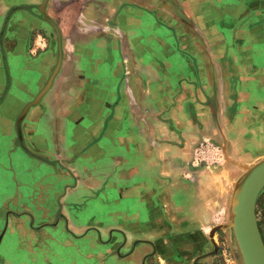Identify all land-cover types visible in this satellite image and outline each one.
<instances>
[{"label":"crops","instance_id":"obj_1","mask_svg":"<svg viewBox=\"0 0 264 264\" xmlns=\"http://www.w3.org/2000/svg\"><path fill=\"white\" fill-rule=\"evenodd\" d=\"M6 1L0 0V17L4 16ZM188 1V8L180 0L175 4L180 10L171 12L167 7L175 16L167 22L163 20L167 0H159L158 4L165 3L154 4L157 21L153 26L148 14L139 9L135 19L110 9L105 16L120 17L118 24L111 26H69L65 32L71 44L65 50L68 42L62 40L60 69L40 103L26 113L21 140L16 138L14 120L19 111L10 115L16 103L9 101L14 93L13 75L21 73L20 65L28 63L18 59L15 65L19 67L12 73L0 40V78L6 81L0 93V129L4 130L0 137L6 138L8 147L7 151L0 149V162H4L3 171L9 173L12 187L4 200L5 208L11 211L6 217L0 216V233L4 230L1 243L5 237L18 242L41 240L38 249L49 248L53 255V243L62 250L84 240L90 226L84 228V234L77 231L81 224L94 222H77L78 216L88 204L97 203L100 209H110L105 215L111 217V223L119 213L124 219L123 232L114 229L104 245L107 252L130 250V255L128 252L121 259L123 264H188L186 253L181 254L182 242L177 241L198 239L200 225L229 223V213L237 205L233 196L229 200L216 195L215 203L205 197L206 187H213L198 182L197 170L187 184L180 178L193 149L205 139L229 145L240 139L250 148L263 142L264 95L258 91V77L264 70V41L260 39L264 19L259 20L264 14V0H206L208 3L198 8ZM83 3L85 0H78L72 6L82 7ZM12 4L7 6L0 38L12 31L11 25L20 26L18 12L36 16L32 8L37 5ZM53 10L52 0H48L46 13L55 16ZM202 12L213 20L211 28L196 19ZM182 14L190 20L180 25L177 22ZM216 16L224 19L223 29L231 21L238 26L245 18L258 19L248 26L250 39L237 44L238 49H252V56L238 58L241 63L236 66L244 72L239 73L233 89L232 77L214 56L217 44L209 35L218 26ZM143 18L145 26L139 24ZM150 31L154 32L153 43L149 41ZM197 33H202L201 40ZM150 49L157 56L150 57ZM200 50H205L206 56ZM46 61L36 63L49 68L51 61ZM245 80L249 81L247 91L239 90V81ZM21 162L29 167L17 171ZM137 224L141 225L140 236L133 237L129 232L133 228L128 229V225ZM39 225L47 226V230L38 232ZM115 234L122 238L119 242ZM164 236L170 241L165 242ZM133 239L140 243L132 245ZM194 246L196 255L191 264L196 259H201L199 264H213L208 255L217 248L203 243ZM23 247L31 251V247Z\"/></svg>","mask_w":264,"mask_h":264},{"label":"rangeland","instance_id":"obj_2","mask_svg":"<svg viewBox=\"0 0 264 264\" xmlns=\"http://www.w3.org/2000/svg\"><path fill=\"white\" fill-rule=\"evenodd\" d=\"M42 1L43 0H14V1L7 0L5 3V10L3 13L4 16L2 15L3 17H0V20H2L0 22V32L6 20L5 16L9 10L7 8L8 4L10 5L13 3L12 6L18 4L39 5L42 3ZM76 1L78 0H68L66 2L60 0V2L62 3L59 4L57 3L58 0H52V7L54 9L53 12L56 15L50 16L47 13L48 16L52 19V21L56 24L58 30L61 33L62 40L64 42L65 41L68 42L69 40V37L67 36L65 30H67V28L71 25L75 26V24H78V29H79V28H83L85 23L99 27H101L102 25L111 26V24H114V22L118 24V18L120 19V17L114 16L110 18L108 16H105V14L109 13L110 9L111 10L113 9L112 12L115 11L114 13L117 14L120 12H121L120 14L125 12L126 14H128L126 15L127 18H133V19H135L134 17H136L137 14L136 9H139L144 11V13L146 12L145 14H148L149 22L151 23L150 26L156 24L157 21L154 14L155 9H153V6L154 4L155 5L158 4L159 0H85V3L82 4V7L78 5L72 6V4H74ZM177 1L167 0V3L160 2L162 3V5H164L165 3V7H166V8L164 7V9L166 10L165 11L166 17L163 19L164 21L169 22L172 19L175 20L174 19L175 16H173V14L169 12L170 11L172 12V10H180L178 6H176L178 5ZM180 2L185 3L184 4L185 8L190 7L188 0L187 1L180 0ZM190 2L194 4L193 7L196 6L198 8L206 4L207 1L192 0ZM160 3L158 5H160ZM106 4H108V7L106 8L105 11L104 8ZM61 6L64 8V10L61 9ZM167 7L170 10L169 12H167L168 11ZM32 9H33L32 12L36 14V16L24 11L18 12L16 17L20 18L21 21L20 26L11 25L12 31L9 33H5L4 37L2 36L0 38V40H3V48L6 53V57L8 59L7 60L8 67L10 68L12 73L15 72L14 71L15 68L19 67L16 66L18 65L17 64L18 59H21L22 61L25 60L29 64V65L27 64L26 66L20 65L19 68L22 69V71H20L21 73L19 72L14 73L12 79V81L15 79L13 82V86L11 87L12 89L11 92L14 91V93H13V97L10 99L9 102L12 103L15 102L16 108H14V110H11L9 114L13 116L14 111H19L14 118L15 121L18 115L20 114V112L22 111V109L24 108V106L27 103L31 102L35 98L37 92L41 90L43 86L46 84L49 76L53 71V68L55 67L58 56L57 37L54 29L50 24L39 18L40 13L34 6ZM90 11L94 14L95 17L90 15L91 14L89 13ZM14 15L12 17H14ZM16 17L15 19L17 20ZM196 19L199 20V22H201L203 26L211 28L213 20H211L208 16H205L203 12L201 13L200 17ZM262 19H264V14H261L259 17V20ZM185 20L188 21L190 20V18L187 15L185 16L182 14V16L179 17L177 23L182 25L185 22ZM223 20H219L218 16L214 18V21L216 22L219 21L217 23L218 26L215 29L211 30V34L209 35L211 39H213L214 42H216L217 44L215 46L216 49H214V52L216 53L214 54V56L218 58L217 60L219 62L222 61L221 65L225 68L224 69L225 73H227L230 77H232V83H231V88H232L234 84L237 85L236 80L240 78L239 73L244 72V71H239L236 66L237 63H241L239 62L238 58L241 57L251 58L252 56V49H247V50H242L240 48L238 49L237 44L238 43L240 44V42L245 39L248 40L250 39L249 36H251V33L247 32L248 26H251L254 22L258 21V19L249 17L247 20L245 18L244 21L238 26L235 24V21H233L234 24L231 21L230 26H227V29L221 28L222 26L221 24ZM139 24L145 26L146 25L145 19L144 18L143 20L140 19ZM213 24L215 23L213 22ZM227 24H229L228 21ZM180 30L181 31L178 32H182V29ZM153 33H154L153 31L149 32L150 43H153L152 41H154V39H152ZM156 34L157 36L159 35V33L157 32ZM197 34H198L197 39L201 40L200 36L202 35V33L201 34L197 33ZM90 35L96 36L95 33H92ZM137 36L139 37L140 34L137 33ZM256 38L258 39L259 37ZM260 39L264 41V33L261 34ZM70 44L71 42L66 43L65 50L67 48V45L69 46ZM200 52H202L203 56H206L204 53L205 50H200ZM261 54H264V44L262 45ZM149 56L155 57L157 55L155 54L154 50L150 49ZM1 57L2 56L0 51V70L3 69V63ZM38 60L40 61L47 60L46 63H48V61L49 62L51 61L52 65L49 68L48 66L43 67L41 66V64L39 65L38 63H36ZM30 63L33 64L32 67L30 66L31 65ZM261 66L263 67V65ZM244 69L245 71H247V68L245 66L243 70ZM25 70L28 71L30 70V71L27 72ZM259 74H261L258 77L261 80L260 83L261 86L259 85L258 91L261 93V95L262 94L264 95V70H262V73ZM248 82L249 81L246 80L239 81V83L241 84L238 85L240 88L239 90L242 89L247 91L248 87L246 85ZM5 88H6V81H2V78H0V93H2ZM1 130L4 131L3 129H0V131ZM16 138L19 140L18 136ZM250 138H254V136ZM5 139L6 138L0 137V149L3 151L4 150L7 151L8 149V147L6 146ZM239 140L236 139L237 143L230 145L226 144V142L225 143H221L220 141L218 142L213 138L205 139L202 142H200L197 146H195V148L192 151V157H191V161L189 162V165L181 173V178H180L181 181L185 182L186 184L189 183L192 178L190 177V175L192 173L194 174V171L197 170L198 171L197 174L200 176L199 178L197 177L198 182L201 181H203L204 183L208 182V184L213 187L212 188L213 194L211 193L212 189L206 187L207 193L205 194V197L212 199L214 203L217 201L215 199L216 195L218 196V198H220L219 196L221 195L225 197L227 196L230 200L231 197L235 194L234 192L236 188L238 186L240 187V185L245 181L248 172L255 165L264 161V138H263V142H259L255 144L253 148L252 147L250 148V146L246 144V141L242 144L240 143ZM1 146L3 148H1ZM248 149H250L251 151L249 152ZM236 150L238 151L242 150L243 153L241 152L237 154L238 152H236ZM6 157L7 156H5V158ZM3 163L4 162H0V216L5 215L6 217L7 216L6 214L10 209L5 208L4 204L6 203V201L4 202V200L5 197L9 195L10 192L8 191H10L12 187L10 186L9 173L3 171L4 169ZM28 165H29L28 163L21 162L19 164V167L17 168V171L29 167ZM258 187L259 190L256 193V196L253 200V208H252L253 209L252 219L254 223L253 233L257 242L259 243V248L261 251L260 253L264 257V183H262ZM247 197L248 195H246V198ZM204 202H205V198L203 200V203ZM96 204L97 203H92L91 205L88 204L87 205L88 207L85 209V211L82 210L81 214L78 216L77 222H82V221L86 223L94 222L92 223V225L81 224L80 226L81 229L77 231L78 234L82 233L84 231V228L90 226L89 230L85 229V232L87 230L88 231L86 232L87 234L85 235L84 240L74 241L75 243L72 246L65 247L62 250L58 245L53 243L52 248H54V254L52 255V253L48 251L49 248L38 249L39 247L38 245L41 246V243H43L41 242V240L18 242L16 239L15 240L13 239L14 237L10 238L13 240H9L5 237L4 241L2 243L0 242V264H123V261L121 259L123 257H127L124 255H128V252L130 250H128L127 252V249H122L120 253H117L115 251L107 252L105 251L106 249H104L105 248L104 245L109 241V237H108L109 233L113 232L114 229L119 230L117 231L118 233L123 232V230L125 229V226L123 224L124 219H122L119 213L116 216L117 218H115L116 222L111 223V217L107 216L108 213L110 212V209L108 207H105L107 210L100 209ZM135 211L136 210H133V212ZM105 212L107 215H105ZM9 215L12 214L10 213ZM229 215L231 221V214L229 213ZM91 217L94 218V221L89 219ZM229 223L228 225L227 224L203 225V226L200 225L199 234L196 235L198 236V239H194L190 241L185 240L184 243L183 241H177V243L182 242L181 254L182 252H183L182 255H185L186 253L185 256L187 257L188 260L187 263L191 264L192 263L191 258L196 255L194 245L196 244L200 245L203 243L208 248H211L212 246H214L215 249L217 248L216 251L214 250L213 253H210L208 255L211 256L213 264H221V257L220 256L218 257V254L222 250L227 251L233 264H244L246 260L244 259V256H242L240 247L238 245L236 228ZM70 227L74 228L71 225ZM129 227L133 228L132 231H129L132 233L133 237L140 236L139 228H141V225L138 224L132 226L128 225V229ZM149 227L151 226L149 225ZM45 230H47V226L46 227L40 226V228L37 231L43 233L45 232ZM98 235L101 237L100 239L98 238ZM117 235L118 234H115L114 236H116L119 242L122 238ZM162 239H164L165 242L170 241V239H167V236L162 237ZM20 243L22 244L21 245L22 247H20ZM139 243L140 242H137L136 239H133L131 241L132 245L134 244L137 245ZM23 244L25 246L31 247L30 248L31 251L28 250L27 247L24 249ZM214 252H216L215 257H214ZM187 260L184 259L185 262ZM199 260L201 259L194 260L193 264H199L200 262Z\"/></svg>","mask_w":264,"mask_h":264},{"label":"water","instance_id":"obj_3","mask_svg":"<svg viewBox=\"0 0 264 264\" xmlns=\"http://www.w3.org/2000/svg\"><path fill=\"white\" fill-rule=\"evenodd\" d=\"M48 0H43L41 4L36 6V9L40 13V18L50 24L54 29L57 37V61L56 65L53 68L51 75L49 76L46 84L40 90V92L36 95V97L29 103H27L20 114L18 115L15 121V129L19 140L22 138L21 132V123L28 112V110L36 106L40 103L43 96L49 90L52 85V82L57 75L60 65L62 62V37L61 33L58 30L56 24L52 21V19L46 13V6ZM22 9H30L28 6H22ZM262 183H264V161L255 165L249 172L245 179V181L238 186L235 190V194L233 195V200L237 202V205H234L231 210V221L229 224H232L236 228L238 245L241 250L242 256L246 260L247 264L252 263V257L254 252L258 253L260 258L264 261L263 255L260 253L259 243L257 242L253 229V200L256 196V193L259 190V187ZM259 184V185H258ZM258 188V189H257ZM246 195L248 197L246 198ZM237 197V198H236ZM228 225V224H227ZM251 230V231H250ZM4 230L0 235V242L2 240Z\"/></svg>","mask_w":264,"mask_h":264},{"label":"built area","instance_id":"obj_4","mask_svg":"<svg viewBox=\"0 0 264 264\" xmlns=\"http://www.w3.org/2000/svg\"><path fill=\"white\" fill-rule=\"evenodd\" d=\"M221 257V264H233L229 254L227 251L222 250L219 252L218 257Z\"/></svg>","mask_w":264,"mask_h":264},{"label":"bare ground","instance_id":"obj_5","mask_svg":"<svg viewBox=\"0 0 264 264\" xmlns=\"http://www.w3.org/2000/svg\"><path fill=\"white\" fill-rule=\"evenodd\" d=\"M244 264H247L246 262ZM251 264H264V261L260 258L258 253L254 252Z\"/></svg>","mask_w":264,"mask_h":264}]
</instances>
